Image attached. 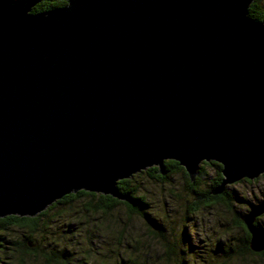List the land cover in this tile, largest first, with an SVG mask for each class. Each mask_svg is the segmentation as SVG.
<instances>
[{
  "label": "water",
  "instance_id": "1",
  "mask_svg": "<svg viewBox=\"0 0 264 264\" xmlns=\"http://www.w3.org/2000/svg\"><path fill=\"white\" fill-rule=\"evenodd\" d=\"M254 0H70L32 14L0 0V218L176 161L222 194L264 174V22ZM241 216L251 251L256 219Z\"/></svg>",
  "mask_w": 264,
  "mask_h": 264
},
{
  "label": "rangeland",
  "instance_id": "2",
  "mask_svg": "<svg viewBox=\"0 0 264 264\" xmlns=\"http://www.w3.org/2000/svg\"><path fill=\"white\" fill-rule=\"evenodd\" d=\"M260 3L264 8V0ZM214 176V170L210 169L208 181L201 188L206 189ZM132 185L144 196L147 214L159 224L157 235L140 215L129 214L124 205L103 213L91 208L95 199L85 198L49 211L47 233L30 240L46 251L64 252L69 264H165L162 246L165 238L170 242L177 240L187 252L181 264H264V258L239 253L243 230L234 221L235 213L245 214L249 203L264 201V176L228 186L241 199L233 205L232 212L222 205L202 207L196 213L189 211L193 198L188 194L182 173L159 182L142 171L132 177ZM261 217L259 222L264 228V215ZM6 236L7 240L22 242L28 234L12 230ZM5 256H0V264L43 261L41 255L21 253L13 260Z\"/></svg>",
  "mask_w": 264,
  "mask_h": 264
},
{
  "label": "trees",
  "instance_id": "3",
  "mask_svg": "<svg viewBox=\"0 0 264 264\" xmlns=\"http://www.w3.org/2000/svg\"><path fill=\"white\" fill-rule=\"evenodd\" d=\"M6 3L13 5L29 6L32 14L45 13L53 9H58L67 6L70 0H4ZM261 0H254L249 7V16L257 21L264 22V8L260 3ZM213 169L215 172L214 178L211 180L210 185L206 189H202V184L208 181L209 170ZM222 166L216 162H203L198 171V175L194 181H191L188 173L185 169L176 161L168 160L164 164V173L160 174L158 167H152L145 172L150 178L159 182H165L171 175L182 173L188 194L193 198V201L189 203L188 210L192 213L198 212L202 207H210L214 205H222L228 211H234L233 205L239 202L236 195L229 190V187L220 194L213 195L212 190L220 184L223 179ZM264 176V174L262 175ZM252 180H241L240 182H251ZM118 188L123 194L129 195L134 203L129 204L124 201H120L108 195H97L96 193H90L86 191H78L66 195L62 199L56 201L49 206L45 211L41 212L35 217H19V216H7L0 218V256L8 257V259H14L17 254L42 256V264H69V258L64 252L57 250L46 251L41 249L40 244L32 242L30 239L33 236L44 235L47 233L49 226L47 225V215L49 211L55 209L61 204L73 203L85 198L95 199V205L91 208L99 212L113 211L118 205H124L129 214H138L142 217L145 224L149 227L150 231L154 234L160 233L158 223L155 219H151L147 214V203L144 196L139 194L138 188L132 185V178L127 180H121L118 182ZM98 198V199H97ZM244 215V214H242ZM240 213H235L234 221L238 228L243 230L242 243L238 247L239 253L243 255H250L254 257L264 258V251L255 253L251 251L249 247L250 233L248 232L245 224L241 220ZM262 218V217H261ZM260 218L256 219V224L264 229L260 225ZM17 230L27 233L28 236L22 242L18 239L7 240L10 231ZM165 237V236H164ZM186 242V241H184ZM165 251V264H181L185 261L187 255L185 249L176 241L170 242L166 240L162 243ZM21 252V253H20ZM185 263V262H184ZM183 264V263H182Z\"/></svg>",
  "mask_w": 264,
  "mask_h": 264
}]
</instances>
